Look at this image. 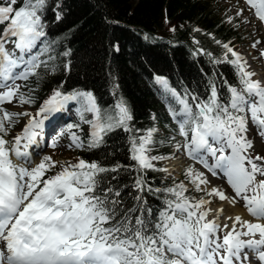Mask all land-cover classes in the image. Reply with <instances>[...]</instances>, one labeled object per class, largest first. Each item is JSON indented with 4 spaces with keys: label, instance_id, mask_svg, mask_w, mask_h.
<instances>
[{
    "label": "snow or ice",
    "instance_id": "obj_1",
    "mask_svg": "<svg viewBox=\"0 0 264 264\" xmlns=\"http://www.w3.org/2000/svg\"><path fill=\"white\" fill-rule=\"evenodd\" d=\"M67 15L65 0H0V264H264V75L236 37L189 21L199 79L152 72L166 115L137 126L111 60L110 102L68 83L78 26L54 31ZM214 27L256 32L264 60V0H228ZM119 51L110 38L105 56ZM62 111L75 119L46 137ZM48 147L93 155L57 160Z\"/></svg>",
    "mask_w": 264,
    "mask_h": 264
},
{
    "label": "trees",
    "instance_id": "obj_2",
    "mask_svg": "<svg viewBox=\"0 0 264 264\" xmlns=\"http://www.w3.org/2000/svg\"><path fill=\"white\" fill-rule=\"evenodd\" d=\"M67 18L57 24L54 31L62 32L73 23L78 30L71 37V46L76 52V64L68 83L80 82L94 86L102 98L110 102L105 92L104 66L111 60L118 69L120 90L134 108L137 126L147 123L142 120L151 109H158V102L152 95L148 80L152 72L168 75L173 83L181 79L190 82L197 75V67L188 55L191 39L189 21L203 28L230 37L224 27H214L218 19L204 1L198 0H65ZM119 23L106 24L105 18ZM167 17V20H166ZM184 24L181 28L180 24ZM177 25L171 31V25ZM149 34L145 39L144 34ZM155 34L162 39L151 40ZM202 44L211 47L209 38L197 34ZM110 38H117L120 51L106 57ZM207 68L208 66L205 65ZM222 71L230 79L232 73L227 65ZM63 75L50 76L42 80L43 89L59 82ZM85 155L90 158L93 154Z\"/></svg>",
    "mask_w": 264,
    "mask_h": 264
},
{
    "label": "rangeland",
    "instance_id": "obj_3",
    "mask_svg": "<svg viewBox=\"0 0 264 264\" xmlns=\"http://www.w3.org/2000/svg\"><path fill=\"white\" fill-rule=\"evenodd\" d=\"M218 1L219 3H221L222 7L225 9L228 5V0H216ZM241 33H243V35L245 36V41L246 43H248L250 41V38L249 37H252V39H254V33H252V31L250 29H242L240 31ZM248 35V36H246ZM244 42H240L239 41V45L241 47H244ZM253 51H255L256 49L253 48L252 49ZM6 107L9 109V110H15L18 106H14L13 104L11 103H7L6 104ZM47 152H52L54 154V158L57 159V160H68V157H72L74 155V152L73 150H69V149H66L64 148L63 151H61L60 149H56V150H52L51 148H48Z\"/></svg>",
    "mask_w": 264,
    "mask_h": 264
}]
</instances>
